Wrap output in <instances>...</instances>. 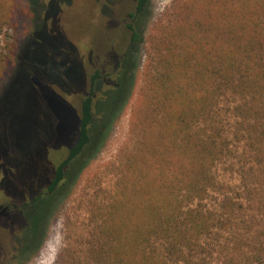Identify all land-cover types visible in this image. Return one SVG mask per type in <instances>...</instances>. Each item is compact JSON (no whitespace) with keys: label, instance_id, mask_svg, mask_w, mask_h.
Segmentation results:
<instances>
[{"label":"trees","instance_id":"trees-1","mask_svg":"<svg viewBox=\"0 0 264 264\" xmlns=\"http://www.w3.org/2000/svg\"><path fill=\"white\" fill-rule=\"evenodd\" d=\"M13 1L0 3L6 9ZM108 1L92 0L94 6ZM113 1L101 7L123 17L117 30H125L109 34L105 19L104 58L88 62L87 91L67 96L73 110L63 136L58 127L54 134L61 137L44 146L41 135L54 126L47 123L31 143L16 138L8 144L13 151L0 156V197L17 185L26 195L0 203V212L29 208L17 253L40 237L34 225L113 115L109 100L116 91L94 101L95 86L109 77L108 61L120 67L131 47L144 42L132 145L112 166L111 188L91 194L81 234L56 264H264V0H174L145 39L134 23L149 0ZM76 2L85 7V0ZM13 118L4 122L6 131L16 128ZM226 164L237 175L235 188L215 175Z\"/></svg>","mask_w":264,"mask_h":264},{"label":"rangeland","instance_id":"rangeland-1","mask_svg":"<svg viewBox=\"0 0 264 264\" xmlns=\"http://www.w3.org/2000/svg\"><path fill=\"white\" fill-rule=\"evenodd\" d=\"M76 1L14 0L12 7L6 9L0 3V69L4 67L3 61L11 58L0 77V156L9 150L13 151L14 146L8 149V144L13 145L16 138L31 143L37 135H34L35 131H44L47 123L54 126L52 133L46 135L44 132L41 135L44 146L48 143L53 145L54 138L61 137L54 134L58 127L63 136L68 112L73 110L72 99L67 96L72 89V94H84L86 83L82 75L85 70L91 69L88 62L93 57L98 61L104 58L106 43H103L106 40L102 29L105 19L109 24V34L117 36L123 33L122 28L125 30L124 26L117 30L123 17L101 7H113V0L101 4L98 2L96 8L92 0H85V7H79ZM173 1L149 0L145 11L134 23L143 39L157 20L170 9ZM112 28L116 30L112 31ZM105 38L109 40L107 36ZM144 60L145 43L142 42L131 47L120 67L114 60L108 61L110 67L104 74H109V77L95 86L94 101L102 98L106 91H116V94L111 93L109 100H112V106L116 105L113 115L100 132L101 138H98L82 160L77 169L79 171L53 199L49 208L51 210L47 212L44 221L34 225L41 235L22 255L16 249L23 246L21 237L28 228L25 212L29 208L1 210L0 263L6 259L5 264H56L61 250L81 234L88 216L87 202L91 194L98 187L111 188L112 166L117 163L120 151L132 145L134 135L130 133L131 110L141 87ZM122 73L125 80L121 91L117 86L109 90L111 84L106 83L109 78L118 85ZM54 97L56 102L53 101ZM12 116L19 121L12 123L16 128L6 131L4 122ZM227 165L218 166L215 175L218 180L235 188L238 185L237 175L227 170ZM17 187L18 191L12 187L9 193L3 194L0 203L11 199L25 200L26 195L18 193L22 187ZM215 197L210 195L207 204L212 205ZM32 208L38 214L43 211V207L38 211L37 205ZM9 224L19 228L18 232L13 229L15 232L12 235L21 234L20 239L14 242L9 234ZM7 227L9 231L4 236Z\"/></svg>","mask_w":264,"mask_h":264},{"label":"flooded vegetation","instance_id":"flooded-vegetation-1","mask_svg":"<svg viewBox=\"0 0 264 264\" xmlns=\"http://www.w3.org/2000/svg\"><path fill=\"white\" fill-rule=\"evenodd\" d=\"M96 58H97V57H96ZM94 61H95V62H99L98 60L93 59V60H90L89 63H92V64H93ZM115 62H116V61H115ZM117 63H118V61H117ZM117 63H116V65H117ZM103 73H105V71H104ZM115 73H116V72H115ZM120 75H121V74H120ZM102 81H103V80H102ZM102 81H101V82H102ZM101 82H99V83H101ZM106 83H107V84H108V83L111 84L109 90L112 89V88H115V87H116V83L114 84V83L111 82V81H110V82H106ZM117 86H118V85H117ZM106 93H107V91H106L105 93H103V95H106ZM19 208L22 209L21 207H19ZM19 208H17V209H19ZM7 209H8V211H12V210L14 211V210H15V209H11V208H7ZM9 225H11V226H10V227H11V228H10V231H9V228L7 227V231L4 233V236H5L6 234H8V231H9V234H11L12 239H14L13 242H14L16 239H20V235H21V234H19V236H16L15 234L12 235V233L15 232V231H13V229L16 230V231L18 232V229H19V228L16 227V226H14V225H12V224H9ZM9 225H7V226H9ZM1 231H2V230H1ZM18 237H19V238H18ZM21 239H22V237H21ZM14 249H15V248H14ZM16 250H17V249H16ZM4 258H5V256H4ZM5 260H6V259H4L3 262H1L0 264H5V263H4Z\"/></svg>","mask_w":264,"mask_h":264}]
</instances>
